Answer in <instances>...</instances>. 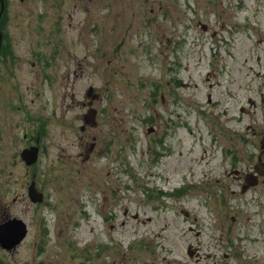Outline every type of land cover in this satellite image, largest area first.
<instances>
[{"label":"rangeland","instance_id":"374dc122","mask_svg":"<svg viewBox=\"0 0 264 264\" xmlns=\"http://www.w3.org/2000/svg\"><path fill=\"white\" fill-rule=\"evenodd\" d=\"M3 2L0 264H264V0Z\"/></svg>","mask_w":264,"mask_h":264},{"label":"water","instance_id":"95a60500","mask_svg":"<svg viewBox=\"0 0 264 264\" xmlns=\"http://www.w3.org/2000/svg\"><path fill=\"white\" fill-rule=\"evenodd\" d=\"M205 29V27H203ZM92 88H89L87 95L90 96ZM94 97V96H93ZM96 111L91 108L84 116V123L95 125ZM150 132V131H148ZM38 147L31 146L21 151L20 157L27 166H31L36 163L38 158ZM250 185H254L255 182L250 181ZM27 194L32 203H40L43 201V194L40 193L35 186V182L32 181L27 189ZM27 227L26 224L19 218H11L6 222L0 223V245L5 249H11L18 245L26 236ZM188 255L192 256L190 246L188 247Z\"/></svg>","mask_w":264,"mask_h":264},{"label":"flooded vegetation","instance_id":"af4514ba","mask_svg":"<svg viewBox=\"0 0 264 264\" xmlns=\"http://www.w3.org/2000/svg\"><path fill=\"white\" fill-rule=\"evenodd\" d=\"M0 48H1V43H0ZM252 135H253L252 138H255L257 136L255 132H253ZM262 139H263V142H264V132H263V135H262ZM254 156H255V154H249L248 155V157H250V158H252ZM234 175H235V178H238L240 176H241V178L243 177V179L245 181V184L243 185V189H246L248 187V181H250V180L255 181L257 184L259 183L260 179H261V181H263V177H264V162L262 160V155L259 154L257 156V163H255L253 165V167H251L249 169L248 173H245V174L243 173L242 174V172H235ZM125 214H126V211H125ZM7 219L8 218H5V219L1 220L0 223L6 221ZM194 255L198 256L196 249H195V254Z\"/></svg>","mask_w":264,"mask_h":264}]
</instances>
